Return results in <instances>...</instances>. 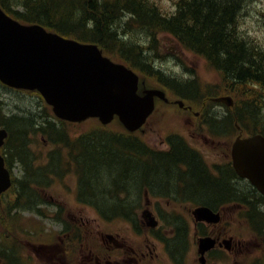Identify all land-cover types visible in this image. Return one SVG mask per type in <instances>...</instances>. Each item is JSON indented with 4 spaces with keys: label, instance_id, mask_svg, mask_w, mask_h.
<instances>
[{
    "label": "trees",
    "instance_id": "16d2710c",
    "mask_svg": "<svg viewBox=\"0 0 264 264\" xmlns=\"http://www.w3.org/2000/svg\"><path fill=\"white\" fill-rule=\"evenodd\" d=\"M254 1L173 0L174 6L165 11L158 0H0V5L20 21L38 22L67 37L97 43L103 53L122 60L141 74L153 75V79L175 85L169 76L159 71L160 66L154 59L158 55L159 33H170L185 49L205 58L208 67L219 73L221 85L207 89L206 95L220 93L223 87L234 95V108L228 116L227 128H234L233 125L238 123L245 133L264 135V44L242 30L240 24L243 11ZM252 12L264 21L262 9H252ZM140 42H144V46ZM4 88L6 86L0 82V93ZM183 88L194 91L192 95L200 100L202 93L196 80ZM37 98H33L32 104L40 105ZM40 108V114L33 115L32 109L28 108L6 115L0 100V124L11 135L7 145L9 161L17 158L29 175L37 172L39 175L31 178L34 183H41L37 182L39 177L55 170L60 152L54 150L47 165L33 168L30 137L40 132L50 140L69 146L71 159L79 171L80 195L96 201L100 208L104 196L114 197L108 190L111 187L121 192L148 178L158 183H172L178 173L183 178L189 177L191 190L204 198L228 192L226 186L220 185V180L206 176L209 173L199 167L203 165L201 162L198 165L183 150L176 153L174 160H187L186 171L178 170L169 156L160 158L157 166L150 167L134 159V155H139L136 147L142 145L137 138L118 136L116 132L99 127L81 133L69 142L71 139L62 125L56 123L53 116L49 117L41 105ZM20 189H29L27 181H22ZM242 193L250 202H263L255 190L248 193L243 190ZM249 212L254 222L264 223V212L251 207Z\"/></svg>",
    "mask_w": 264,
    "mask_h": 264
},
{
    "label": "flooded vegetation",
    "instance_id": "af4514ba",
    "mask_svg": "<svg viewBox=\"0 0 264 264\" xmlns=\"http://www.w3.org/2000/svg\"><path fill=\"white\" fill-rule=\"evenodd\" d=\"M142 143L144 146L138 143L139 155H134V159L150 167L169 156L178 170L186 171L187 160H174L182 150L198 165L203 164L201 152L180 138L169 143L166 136L153 146L147 139ZM230 154L229 148L220 162L199 165L211 180H220L228 192L207 199L193 192L190 178L179 173L172 183L148 178L125 191L109 188L114 197L106 195L101 201V220L65 215L69 203L62 202L60 196H49L45 201L44 187L35 189L33 182L27 184L29 189L21 190L23 180L39 174H21L20 162L19 174L10 170L12 186L7 193V212L0 216L6 227L0 233V264H264V243L252 239L256 250L242 253L245 238L233 232L234 227L239 231V221L245 220H239L237 214L246 205L243 202L248 201L242 191L256 189L236 174ZM237 196H241V202ZM95 202L85 199L72 204L93 208ZM198 207L210 208L219 214V220H198ZM232 210L238 212L227 215ZM248 223L255 226L258 222L249 219ZM201 239L204 245L213 239L215 243L202 251Z\"/></svg>",
    "mask_w": 264,
    "mask_h": 264
},
{
    "label": "water",
    "instance_id": "95a60500",
    "mask_svg": "<svg viewBox=\"0 0 264 264\" xmlns=\"http://www.w3.org/2000/svg\"><path fill=\"white\" fill-rule=\"evenodd\" d=\"M0 80L15 88L40 91L60 118L80 121L96 116L103 123L115 114L131 131L141 126L159 90L138 94V75L124 64L104 57L98 45L23 24L0 9ZM228 105L231 98L217 97ZM6 131L0 129V145ZM232 147L233 165L264 194V136H238ZM9 185L0 156V192Z\"/></svg>",
    "mask_w": 264,
    "mask_h": 264
},
{
    "label": "rangeland",
    "instance_id": "374dc122",
    "mask_svg": "<svg viewBox=\"0 0 264 264\" xmlns=\"http://www.w3.org/2000/svg\"><path fill=\"white\" fill-rule=\"evenodd\" d=\"M159 4H161L162 10H170L173 6V0H158ZM262 9L264 11V0H256L254 3H252L247 9H245L243 14L241 15L240 24L242 29L246 32L251 34L253 37L258 38L263 44H264V21H260L258 17L255 15L256 12H252V9ZM254 11V10H253ZM259 20V21H258ZM158 47H159V54L160 57L157 58V60L160 62L159 64L162 66L164 70H170L177 73H184L189 71H193L195 73L193 76H195L200 84V87L202 89L206 90L214 88V86L221 85L220 83V76L219 73L215 70L213 71L207 66V62L204 59L197 58L194 54L191 52L186 54L182 52L181 50H176V44L175 41L170 38L167 35L159 34L158 35ZM174 58V59H173ZM170 62V65L166 62ZM172 63V64H171ZM176 63H180L182 67L176 68ZM216 88V87H215ZM216 91H219L218 88ZM221 92H225V88L223 87V90ZM216 93L217 94H223V93ZM1 98L4 102V108L7 113L16 114V112H22L23 109H32L33 113L40 112L41 108L40 105L32 104L35 102L33 99L36 97L33 94H26L24 92L20 91H14V90H4L2 89L1 92ZM234 96V95H233ZM204 99H207L206 96ZM203 99V100H204ZM41 100V99H40ZM43 103V102H42ZM45 103H43V110H45ZM31 106V107H30ZM202 107V112L205 111L207 107L205 106H199ZM217 108H222L220 106H216ZM50 108L47 106V111ZM31 113V114H33ZM186 112L177 113L174 111L171 107L169 108H163V106H159L157 108V111L155 114L148 120V124L146 125L144 129L145 137L146 139L152 143L153 145L158 144L157 140L165 133V131L175 130L176 132H179L181 135H183L184 139L187 134H189L191 137H196L197 142H191L195 144L202 152V147L206 145H211L212 147H207L208 150L212 151L209 155H205V161L208 163L218 162L224 158V152L227 148V145H230L231 138L234 136V134L227 135V137H224L223 140H217L215 142L211 143H205L201 136L199 135V132L190 131V125L192 122L188 119H186L185 116ZM201 118V115L198 117V119ZM36 122V121H35ZM37 123V122H36ZM96 120L90 119L87 120V122L76 124V125H69L68 129L71 134L76 135L77 133L82 132L83 130H86L90 127H95ZM114 123L111 124L110 128L113 127ZM119 129H121L120 125ZM32 148L35 151L38 158H41L43 155L46 154L47 151L50 150L51 146L47 143H44L42 141V138H40L38 135H32ZM222 147V148H220ZM219 152V153H218ZM203 153V152H202ZM218 153V154H217ZM220 157V159H219ZM219 159V160H218ZM225 159V158H224ZM218 160V161H217ZM41 161V160H38ZM42 162V161H41ZM18 174V173H17ZM76 179L75 176L72 173H66L64 177L62 178H56L55 180H52L50 184L48 185L47 189L44 190V196L46 197L45 200H49V196H61L62 199L66 200L69 204L66 206L68 210L64 212V214L71 213V215L75 218H78L80 215L83 217H95L96 213L92 210V208H78L72 203L74 202V195L73 192L76 188ZM63 202V200H61ZM234 210L229 211L227 215L231 216L234 214ZM237 231L236 227L233 228V232L235 235H238L240 238L243 237L244 232H242L241 227H239ZM246 250H250L253 246H251L249 240L246 241Z\"/></svg>",
    "mask_w": 264,
    "mask_h": 264
},
{
    "label": "bare ground",
    "instance_id": "6f19581e",
    "mask_svg": "<svg viewBox=\"0 0 264 264\" xmlns=\"http://www.w3.org/2000/svg\"><path fill=\"white\" fill-rule=\"evenodd\" d=\"M139 1V0H138ZM126 14H128V13H126ZM121 34V32H120V30L118 31V36ZM122 34H125V33H122ZM127 34V33H126ZM249 35H251V34H249ZM127 36H125V38H126ZM138 39V38H137ZM140 44H141V46H144V42L143 43H141L140 42ZM157 46H158V44H157ZM158 49V48H157ZM158 57H160L159 55H155V60H156V62H157V64L160 66V68H159V71L161 72V73H163L164 75H166L167 77L169 76L172 80H173V82L175 83V87L179 90V88L181 87V89L180 90H182V91H185V92H188V93H190L191 95H192V92H194V91H188V90H185L184 88H183V86L184 85H187V84H190V81L191 80H193V79H191V80H188V79H186L184 76H182L181 74H177V73H175V72H173V71H170V70H164L163 68H162V66L159 64L160 62L157 60V58ZM166 62V61H165ZM169 64L170 65V62H166V64ZM172 64V63H171ZM237 71V70H236ZM149 76H151V77H154L153 75H149ZM185 87H187V86H185ZM234 105V104H233ZM233 105H231V106H228V109L227 108H216V109H214V108H209V109H207L205 112H204V114L201 116V123L202 124H206L208 127H209V129L210 130H212L214 133H219V134H227L228 133V128H227V122H228V116L230 115V113H231V111H232V109L234 108V106ZM13 112H11L10 114H12ZM17 113V112H16ZM40 113H42L41 112V110H40V112L38 111L36 114H40ZM10 114H8V115H10ZM33 115H35L34 113H33ZM242 196V195H241ZM241 196H237V201L238 202H241ZM248 205L251 207V208H254V209H256V208H258L259 207V205H260V202L259 201H255V202H250L249 200H248ZM9 215V214H8ZM1 216V215H0ZM2 217V216H1Z\"/></svg>",
    "mask_w": 264,
    "mask_h": 264
}]
</instances>
